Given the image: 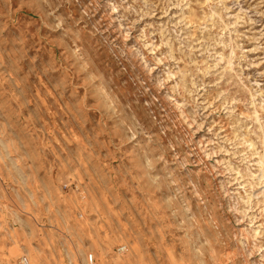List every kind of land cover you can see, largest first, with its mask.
<instances>
[{"label":"rangeland","instance_id":"374dc122","mask_svg":"<svg viewBox=\"0 0 264 264\" xmlns=\"http://www.w3.org/2000/svg\"><path fill=\"white\" fill-rule=\"evenodd\" d=\"M23 256L264 264V0H0V264Z\"/></svg>","mask_w":264,"mask_h":264},{"label":"built area","instance_id":"2783aa9c","mask_svg":"<svg viewBox=\"0 0 264 264\" xmlns=\"http://www.w3.org/2000/svg\"><path fill=\"white\" fill-rule=\"evenodd\" d=\"M123 249L125 248L124 247L120 248V250H123ZM87 258H88L89 263H93V260H94L93 254H89ZM20 262L21 264H28V260L25 256L21 258Z\"/></svg>","mask_w":264,"mask_h":264}]
</instances>
